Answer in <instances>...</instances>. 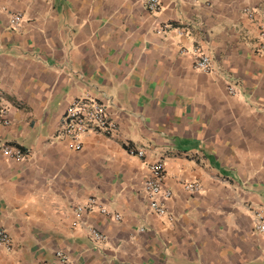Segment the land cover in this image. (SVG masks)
Segmentation results:
<instances>
[{"label":"crops","instance_id":"0c3cea01","mask_svg":"<svg viewBox=\"0 0 264 264\" xmlns=\"http://www.w3.org/2000/svg\"><path fill=\"white\" fill-rule=\"evenodd\" d=\"M160 1L152 14L147 0H0V99L11 120L0 139L25 154L19 162L0 148V231L11 238L0 264H59L60 250L73 264H264L255 230L264 216V0ZM196 50L212 73L196 68ZM86 96L117 131L87 136L76 152L64 122ZM158 161L173 221L152 213L144 193ZM90 199L97 206L78 214ZM91 227L107 240L96 244Z\"/></svg>","mask_w":264,"mask_h":264},{"label":"built area","instance_id":"2783aa9c","mask_svg":"<svg viewBox=\"0 0 264 264\" xmlns=\"http://www.w3.org/2000/svg\"><path fill=\"white\" fill-rule=\"evenodd\" d=\"M196 2V0H192ZM146 6L152 14H159L162 12L163 7L160 0H147ZM248 15L253 18L254 14L249 10ZM12 24L15 28L21 26L24 21L22 14H15L12 16ZM178 35L185 33L182 28L171 27ZM170 29L167 25H160L158 27V33H166ZM260 48L264 52V25L260 27ZM188 53V51H185ZM195 66L203 73H212L214 71L212 59L206 52L202 50L195 51ZM232 93H235L231 89ZM11 124L9 118V109L4 105L0 99V128L8 127ZM117 131V124L109 120L107 107L102 104L98 99L91 97L76 98L70 102L65 122L64 133L69 139V148L72 151L79 152L84 147V139L92 134L101 133L105 136H113ZM0 148L3 154L16 161H23L25 154L23 150L15 145L4 144L0 139ZM127 153L130 156L144 159L146 152L139 148H129ZM166 180V169L163 161H158L149 166V177L144 184V193L148 200L149 210L161 217H168L170 221H173V217L168 215L166 202L172 198L170 190L164 188V182ZM186 189L190 192L200 191V186L197 184H188ZM97 206L95 199H90L86 204L77 208L78 214H84ZM100 211L104 214L111 215L105 208L100 207ZM113 219L120 221L122 218L120 215L114 214ZM85 225V224H83ZM255 230L258 234L264 236V216L262 214L256 215ZM91 239L96 244H102L107 240V236L94 228H88ZM11 238L4 232L0 231V248H10ZM56 258L59 264H73L71 258L64 252L57 251Z\"/></svg>","mask_w":264,"mask_h":264}]
</instances>
